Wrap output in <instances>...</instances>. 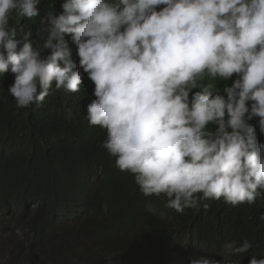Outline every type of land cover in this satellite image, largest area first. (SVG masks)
<instances>
[{
  "label": "clouds",
  "instance_id": "1",
  "mask_svg": "<svg viewBox=\"0 0 264 264\" xmlns=\"http://www.w3.org/2000/svg\"><path fill=\"white\" fill-rule=\"evenodd\" d=\"M40 4L0 0V116L9 119V136L32 145L39 142L36 130L59 114L77 113L87 125L106 129L101 146L117 173L144 196L164 195L176 212L204 200L259 203L264 0H65L61 13L41 20L47 35L34 47L32 32L17 39L10 21L31 20ZM158 217L170 230L177 227ZM250 248L244 240L232 252ZM188 264L221 261L202 255ZM248 264L264 258L253 255Z\"/></svg>",
  "mask_w": 264,
  "mask_h": 264
},
{
  "label": "trees",
  "instance_id": "2",
  "mask_svg": "<svg viewBox=\"0 0 264 264\" xmlns=\"http://www.w3.org/2000/svg\"><path fill=\"white\" fill-rule=\"evenodd\" d=\"M63 3L41 0L36 17L21 19L19 25L10 21L17 39L31 31L33 46H42L47 33L41 31V20L49 12L61 13ZM65 40L77 58V45L68 34ZM49 99L35 111H42ZM8 124V117L0 116V226L10 223L13 230L0 233V243L4 238L8 243L0 248L16 254L10 258L3 249L0 264H86L85 259L89 264L108 259L115 264H188L202 255L216 260L224 255L222 264H248L253 255L264 258V195L250 206L204 200L198 208L176 212L166 206L164 195L144 196L136 183L118 174L101 146L106 129L87 125L77 113L59 114L50 126L36 130L39 142L32 145L9 136ZM254 129L263 142L258 125ZM158 215L172 219L181 234ZM244 240L251 244L249 251L234 254L232 248Z\"/></svg>",
  "mask_w": 264,
  "mask_h": 264
},
{
  "label": "rangeland",
  "instance_id": "3",
  "mask_svg": "<svg viewBox=\"0 0 264 264\" xmlns=\"http://www.w3.org/2000/svg\"><path fill=\"white\" fill-rule=\"evenodd\" d=\"M5 228H6V230L11 231V230L13 229V225L10 224V223H7L6 225H1V226H0V233H1L3 230H5ZM16 235H17V234H16ZM16 237L18 238V236H16ZM6 240H7V238H4V239L2 240V243H0V244H1L2 246H4V244L7 246L8 243L6 242ZM185 241H186V243H187V242H188V238H186ZM0 249H1V250H0V253H2L3 249H5V250H6L5 256L10 255V256H9L10 258H13V257L15 256V254H16L15 251H14L13 254H8V251H7V249H6L5 247H1ZM218 260L221 261V264H222V263L224 262V260H225V256H224V255L219 256Z\"/></svg>",
  "mask_w": 264,
  "mask_h": 264
}]
</instances>
